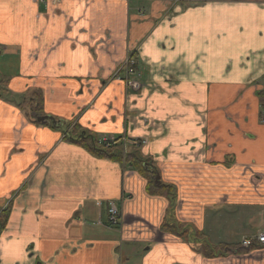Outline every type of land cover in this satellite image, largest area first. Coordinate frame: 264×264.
Instances as JSON below:
<instances>
[{
  "label": "crops",
  "instance_id": "crops-1",
  "mask_svg": "<svg viewBox=\"0 0 264 264\" xmlns=\"http://www.w3.org/2000/svg\"><path fill=\"white\" fill-rule=\"evenodd\" d=\"M0 46V264H264V0H0Z\"/></svg>",
  "mask_w": 264,
  "mask_h": 264
},
{
  "label": "trees",
  "instance_id": "trees-1",
  "mask_svg": "<svg viewBox=\"0 0 264 264\" xmlns=\"http://www.w3.org/2000/svg\"><path fill=\"white\" fill-rule=\"evenodd\" d=\"M135 64L133 65V67ZM39 96V94H38ZM36 97L30 98V113H34L35 111L40 109V105L42 103L41 99H37ZM260 101L262 106L264 107V90L259 92ZM35 98V99H33ZM34 120V119H33ZM47 121H51L50 119H45ZM56 122L51 124L56 127L62 128V138L66 141L73 142L85 147L92 154L98 157H105L115 161H119L122 164H129L132 166L139 174L145 177L146 186L145 189L149 194H164V195H173V191L170 188V184H163L160 180L156 181V172L157 170L153 168L152 164L149 167L150 159L148 157H143L140 152L134 149L133 145H123V142L119 141L118 138L113 137L112 142L109 145H105V141L102 140L103 136H94L92 134H73L69 133V130L75 127V123H68L63 119H55ZM37 122V120H34ZM50 124V123H49ZM70 128V129H69ZM72 132V131H71ZM74 133V132H73ZM135 144V143H133ZM128 146H132L131 149H128ZM152 160V159H151ZM6 212L0 215V229H3L6 222ZM177 227V226H176ZM196 231V230H195ZM181 233H187L185 229L181 231ZM197 248V247H196ZM202 248V246L200 247ZM198 252H201L200 249H197ZM212 252H206V256H212Z\"/></svg>",
  "mask_w": 264,
  "mask_h": 264
},
{
  "label": "built area",
  "instance_id": "built-area-1",
  "mask_svg": "<svg viewBox=\"0 0 264 264\" xmlns=\"http://www.w3.org/2000/svg\"><path fill=\"white\" fill-rule=\"evenodd\" d=\"M2 46H0V55H1V51H2ZM134 61L130 58V60L127 62L126 67L124 68L126 72H133L131 65H133ZM117 71H121V68H119ZM102 140L105 141V145H109L112 140L113 137L111 136H104L102 137ZM124 140V139H123ZM144 143L145 140H134L133 143ZM113 144V142H112ZM108 218H109V222L113 225H118L119 224V213L118 210L115 206V203L111 202L110 204H108ZM264 244V227L261 228L256 234H252L250 236H244L241 241H240V245L244 246V247H249L253 244Z\"/></svg>",
  "mask_w": 264,
  "mask_h": 264
},
{
  "label": "rangeland",
  "instance_id": "rangeland-1",
  "mask_svg": "<svg viewBox=\"0 0 264 264\" xmlns=\"http://www.w3.org/2000/svg\"><path fill=\"white\" fill-rule=\"evenodd\" d=\"M130 57H131V55H129V56H127V57H125L122 61H121V71H117L116 72V76H117V78H120L121 76H118V72H122L123 71V69L126 67V65H127V62L130 60ZM132 59V58H131ZM125 70V69H124ZM128 84H131V82H128Z\"/></svg>",
  "mask_w": 264,
  "mask_h": 264
},
{
  "label": "water",
  "instance_id": "water-1",
  "mask_svg": "<svg viewBox=\"0 0 264 264\" xmlns=\"http://www.w3.org/2000/svg\"><path fill=\"white\" fill-rule=\"evenodd\" d=\"M45 119H50L52 123L56 122V120H55L52 116H44V117H42V118L39 119V120H45ZM155 179H156V181H158V179H159V174H156V178H155Z\"/></svg>",
  "mask_w": 264,
  "mask_h": 264
},
{
  "label": "flooded vegetation",
  "instance_id": "flooded-vegetation-1",
  "mask_svg": "<svg viewBox=\"0 0 264 264\" xmlns=\"http://www.w3.org/2000/svg\"><path fill=\"white\" fill-rule=\"evenodd\" d=\"M134 61V60H133ZM135 64V61H134V63H133V65ZM133 65H131V68H133Z\"/></svg>",
  "mask_w": 264,
  "mask_h": 264
}]
</instances>
